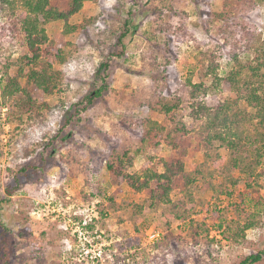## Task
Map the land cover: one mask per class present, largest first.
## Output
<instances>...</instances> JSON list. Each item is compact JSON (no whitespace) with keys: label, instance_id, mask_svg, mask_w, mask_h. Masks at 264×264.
<instances>
[{"label":"rangeland","instance_id":"obj_1","mask_svg":"<svg viewBox=\"0 0 264 264\" xmlns=\"http://www.w3.org/2000/svg\"><path fill=\"white\" fill-rule=\"evenodd\" d=\"M20 1L0 0V94L30 56L18 22ZM69 1L51 0V6L65 11ZM66 26L74 29L57 43L65 59L51 67L59 77L53 92L34 98L29 111L21 107L22 94L0 95L4 264H236L264 252V177L215 171L213 188H196L195 209L180 220L162 206L147 209V192L124 179L151 167L163 172L159 159L172 154L165 135L146 146L140 140L151 121L173 126L159 110L166 101L185 100L172 118L191 129L187 80H212L200 72L202 59H213L221 74L233 60L252 61L254 48L264 44V2L92 0L67 20L48 23V39ZM100 63L106 68L97 72ZM17 78L24 87L25 79ZM98 89L100 97L88 104L87 95ZM228 98L235 95L225 87L208 103ZM188 152L186 172L203 161L202 152ZM218 154L229 159L224 148ZM170 196L183 198L178 188ZM220 220L254 226L234 242L232 232L217 227ZM136 236L137 245L123 243Z\"/></svg>","mask_w":264,"mask_h":264},{"label":"trees","instance_id":"obj_2","mask_svg":"<svg viewBox=\"0 0 264 264\" xmlns=\"http://www.w3.org/2000/svg\"><path fill=\"white\" fill-rule=\"evenodd\" d=\"M85 1L92 0H70L65 11L52 7L51 0L20 1L22 12L18 16V22L25 36L26 49L30 56L26 58L27 62L19 65L20 71L17 77L25 79L24 87L19 85L17 77L4 79L5 84L2 85L0 94L4 100L22 94L21 107L29 111L33 108L34 98L45 97L53 92L59 77L50 72L51 67L56 61L65 59L57 43L74 28L66 26L59 38L49 40L45 26L51 21L67 20L82 8ZM253 53L250 63L244 64L239 60H233V63L228 64V72L225 74L219 73L218 65L210 57L207 58L206 64L202 59L200 72L203 78L210 76L212 80L210 84H205L204 79L197 84L192 83L190 79L187 80L189 92L186 110L193 122L190 130L185 123L174 124L172 118L174 112L184 106L185 100L177 98L161 105L159 110L167 116L166 122L169 120L173 126L164 129V126L151 121L140 142L146 146L154 143L155 138L165 135L166 144L172 149V154L166 159H159L163 172L159 173L151 167L140 174H128L124 177L134 191L147 192V209L156 210L157 207L162 206L164 210L169 211L167 215L171 219H185L195 209V189L201 188L203 191L212 189L210 178L214 176L215 171H229L232 168L238 169L248 177L254 176L257 179L264 177V168L262 169L264 167V44L254 48ZM105 68L106 64L100 63L97 72ZM225 87L234 93L235 99H216L214 103L209 104L208 97L217 96ZM102 91L98 89L87 95V103L90 104L94 99L99 98ZM15 104L17 105L18 101ZM190 139H193L192 142H189ZM220 148L227 150L229 159L226 160L218 154ZM189 150L202 152L203 161L199 164L194 163L190 172H186L184 159ZM139 152L140 150H135V154ZM146 158L154 161L150 156ZM121 159L123 160L121 157L118 161L123 166L124 162ZM107 168L112 172L116 170L111 164H107ZM232 183H237V180H232ZM176 188L183 198L174 202L170 193ZM6 195H11V190L8 188ZM137 208L140 212L146 209L142 206ZM232 226L233 223H224V221L222 223L220 220L217 227L219 230L224 229L225 233L232 232L229 239L237 242L245 237L246 230L251 229L254 224L247 222L237 223L234 228H231ZM123 243L132 247L139 243V239L137 236L127 238ZM2 252L0 262L4 264L8 261L9 255ZM263 255L264 252L249 254L236 264H258L262 261Z\"/></svg>","mask_w":264,"mask_h":264},{"label":"built area","instance_id":"obj_3","mask_svg":"<svg viewBox=\"0 0 264 264\" xmlns=\"http://www.w3.org/2000/svg\"><path fill=\"white\" fill-rule=\"evenodd\" d=\"M154 237H155V235L151 236V238H154Z\"/></svg>","mask_w":264,"mask_h":264}]
</instances>
